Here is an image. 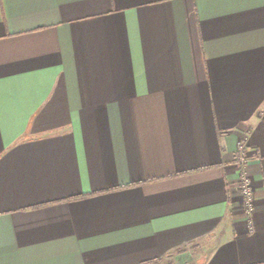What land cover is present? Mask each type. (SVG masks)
Instances as JSON below:
<instances>
[{"label": "crops", "instance_id": "1", "mask_svg": "<svg viewBox=\"0 0 264 264\" xmlns=\"http://www.w3.org/2000/svg\"><path fill=\"white\" fill-rule=\"evenodd\" d=\"M0 264H264V0H0Z\"/></svg>", "mask_w": 264, "mask_h": 264}, {"label": "built area", "instance_id": "2", "mask_svg": "<svg viewBox=\"0 0 264 264\" xmlns=\"http://www.w3.org/2000/svg\"><path fill=\"white\" fill-rule=\"evenodd\" d=\"M243 148H244L243 145L239 144V150L241 152ZM239 190L243 198V206L245 208V211L247 213H250L254 199L253 187L249 178L246 176V174L243 171L240 172V176H239Z\"/></svg>", "mask_w": 264, "mask_h": 264}]
</instances>
